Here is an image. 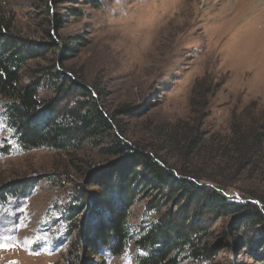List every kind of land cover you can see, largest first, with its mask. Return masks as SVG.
I'll list each match as a JSON object with an SVG mask.
<instances>
[{"label": "rangeland", "instance_id": "374dc122", "mask_svg": "<svg viewBox=\"0 0 264 264\" xmlns=\"http://www.w3.org/2000/svg\"><path fill=\"white\" fill-rule=\"evenodd\" d=\"M0 27L31 47L20 82H39L42 102L56 98L47 76L69 74L115 116L125 141L153 148L176 170L207 174L204 162L168 146L169 130L178 127L180 147L197 145L228 135L232 116L251 102L264 107V0H0ZM6 104L0 98V194L19 183L30 189L0 198V264H137L142 229L173 205L162 201L149 212L146 203L161 195H143L130 208L126 249L96 255L89 246L99 226L97 186L87 180L123 158L91 146L76 154L25 151ZM236 185L226 190L231 197L240 198L237 188L264 191ZM236 220L211 217L202 242L218 254L180 264H264V223Z\"/></svg>", "mask_w": 264, "mask_h": 264}, {"label": "trees", "instance_id": "16d2710c", "mask_svg": "<svg viewBox=\"0 0 264 264\" xmlns=\"http://www.w3.org/2000/svg\"><path fill=\"white\" fill-rule=\"evenodd\" d=\"M30 50L26 40L0 27V98L7 101V117L22 149L76 154L91 146L103 157L123 158L87 180L97 186L95 221L99 226L93 229L96 235L89 246L96 255L104 249L119 255L126 249L133 239L128 224L130 208L150 191L159 193L161 199L155 196L146 203L149 212H159L162 201L174 209L142 229L135 243L144 254L137 264H180L187 257L212 261L218 250L208 249L202 242L208 237L204 226L211 217L234 215L236 223L244 226L264 223L262 189L243 192L237 188L240 198L226 192L238 183L264 185V107L251 102L232 116L228 135L210 137L197 145V141H189L180 147L178 127L168 131V146L185 159L204 162L207 174L200 176L169 166L153 148L150 151L125 141L115 116L69 74L59 81L47 76L56 98L42 102L39 82H20L22 69L35 57ZM19 184L3 191L0 198L29 192V186ZM185 251L187 256H182Z\"/></svg>", "mask_w": 264, "mask_h": 264}]
</instances>
